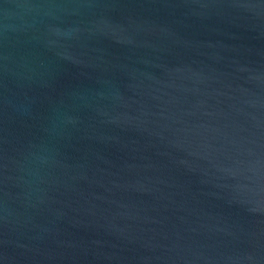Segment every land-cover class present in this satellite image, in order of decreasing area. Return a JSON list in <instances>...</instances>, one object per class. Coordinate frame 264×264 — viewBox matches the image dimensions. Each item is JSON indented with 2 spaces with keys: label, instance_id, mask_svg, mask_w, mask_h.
<instances>
[{
  "label": "water",
  "instance_id": "obj_1",
  "mask_svg": "<svg viewBox=\"0 0 264 264\" xmlns=\"http://www.w3.org/2000/svg\"><path fill=\"white\" fill-rule=\"evenodd\" d=\"M0 264H264V0H0Z\"/></svg>",
  "mask_w": 264,
  "mask_h": 264
}]
</instances>
